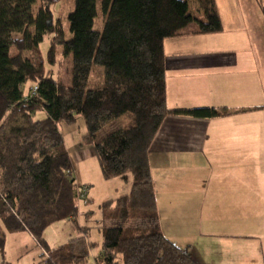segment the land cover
Masks as SVG:
<instances>
[{
	"label": "trees",
	"instance_id": "obj_1",
	"mask_svg": "<svg viewBox=\"0 0 264 264\" xmlns=\"http://www.w3.org/2000/svg\"><path fill=\"white\" fill-rule=\"evenodd\" d=\"M60 1L0 0V255L9 234L28 232L46 252L40 264H90L96 245L90 228L78 223L86 189L80 192L73 177L59 128L83 118L82 143L92 147L102 178L133 176L128 194L100 206L104 224L94 264H198L190 248H172L161 230L150 150L169 115L236 113L167 106L165 41L222 32L217 1L196 0L200 21L186 0H75L70 39L52 10ZM257 1L264 15V1ZM47 36L45 59L40 48ZM58 47L72 60L66 80L45 70L46 63L55 67ZM29 82L34 87L25 95ZM39 112L47 117L36 120ZM126 115L127 126L103 133ZM63 221H72L79 236L51 250L44 232Z\"/></svg>",
	"mask_w": 264,
	"mask_h": 264
},
{
	"label": "crops",
	"instance_id": "obj_2",
	"mask_svg": "<svg viewBox=\"0 0 264 264\" xmlns=\"http://www.w3.org/2000/svg\"><path fill=\"white\" fill-rule=\"evenodd\" d=\"M219 13L222 32L164 44L169 110L227 108L236 113L164 120L150 150L159 225L169 245L190 248L198 264H264V228L258 225L264 222V169L257 168L264 159V54L252 41L222 39L249 25L248 12L230 4ZM132 184L121 195L114 190L102 198L124 196ZM51 228L55 234L46 235ZM73 229L72 221L59 222L43 238L53 250L73 239ZM11 236L20 243L34 239L39 247L28 232L9 234L7 245Z\"/></svg>",
	"mask_w": 264,
	"mask_h": 264
},
{
	"label": "rangeland",
	"instance_id": "obj_3",
	"mask_svg": "<svg viewBox=\"0 0 264 264\" xmlns=\"http://www.w3.org/2000/svg\"><path fill=\"white\" fill-rule=\"evenodd\" d=\"M75 0H61L57 5L52 7L55 14V18L59 19L66 32V39H70L71 34L69 32V25L67 17L70 12L74 10ZM189 2L190 12L198 20L205 21L203 14L200 12L196 0H186ZM264 1V0H263ZM221 12H227L230 9V4L234 7H241L242 12L247 13L245 21L249 24L247 27L243 26L239 32L227 33L222 39H238L239 42L255 43L257 50L264 54V15L260 4L257 0H217ZM230 3V4H229ZM98 28V26L96 27ZM52 37L47 36L44 42L41 44V52L43 58L47 59V52L50 47ZM72 60L65 58L63 55L62 47L57 48L55 67H50L45 64V70L48 72L52 70L54 75H60L64 80L70 75ZM34 87V84L29 82L25 88V95H28L30 90ZM47 117L46 113L39 112L36 115V120H43ZM130 122V116L126 115L118 120L113 121L110 125L106 126L103 133L112 132L127 126ZM60 130L65 138L66 146L69 151L72 163H73V177L76 179L80 192L86 189V196L78 201L79 216L78 223L80 226L89 227L90 230L87 234L89 240L96 246L92 249L90 255V264H94L95 259L100 254L102 236L98 230V227L102 226L103 218L100 210L101 204L107 202L110 197H104L110 191L115 192L119 190V194H123L124 186L133 182V176L126 174L124 176L115 178L113 180L106 181L102 178L99 163L95 157L94 151L90 145L82 143V138L86 133V126L83 118H79L73 125L61 124ZM257 168L264 169V159H260L257 162ZM120 178V180H118ZM86 186V187H85ZM264 209V206H263ZM262 212V210H259ZM264 211V210H263ZM258 216V220H261ZM66 225L67 222H64ZM258 225L261 226L263 231L264 222L261 220ZM73 237L79 236L76 230H72ZM55 230L51 228L46 231V235H54ZM13 235V234H10ZM8 238V245L5 256L0 255V264H38L44 257L42 253L46 254L39 247L36 246L34 239L30 242L20 241L12 238ZM263 237V236H262ZM68 238V239H69ZM170 238V237H168ZM65 241H57L53 245L57 247L58 244H62ZM261 242V241H260ZM264 242V240H263ZM261 242V243H263Z\"/></svg>",
	"mask_w": 264,
	"mask_h": 264
},
{
	"label": "built area",
	"instance_id": "obj_4",
	"mask_svg": "<svg viewBox=\"0 0 264 264\" xmlns=\"http://www.w3.org/2000/svg\"><path fill=\"white\" fill-rule=\"evenodd\" d=\"M36 90V89H35Z\"/></svg>",
	"mask_w": 264,
	"mask_h": 264
}]
</instances>
